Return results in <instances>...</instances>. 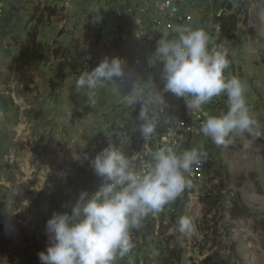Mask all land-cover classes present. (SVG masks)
Here are the masks:
<instances>
[{"label":"rangeland","instance_id":"obj_1","mask_svg":"<svg viewBox=\"0 0 264 264\" xmlns=\"http://www.w3.org/2000/svg\"><path fill=\"white\" fill-rule=\"evenodd\" d=\"M179 1L200 21L209 6L224 8L227 24L216 41L222 38L229 51L225 76L247 82L248 103L264 129V0ZM111 4L0 0V264H41L38 253L49 245L47 220L70 212L82 190L92 194L97 175L83 157L107 146L111 123L125 115L120 94H126L127 82L114 78L117 89L112 82L98 86L91 107L86 90L75 89L80 73L63 70L60 56L75 39L97 40L103 58L119 57L125 72L127 48L115 36ZM47 6L57 10L50 19ZM38 22L44 23L35 47L40 57L30 58L27 33ZM90 58H84L87 71L94 69ZM249 139L232 136L226 146L207 140L209 150H220L216 179L180 204L167 223L133 230L135 248L117 264H264V155L253 142L244 148ZM250 172L257 173L258 184L246 179L237 187L236 177ZM185 216L196 225L192 234L178 231Z\"/></svg>","mask_w":264,"mask_h":264},{"label":"clouds","instance_id":"obj_2","mask_svg":"<svg viewBox=\"0 0 264 264\" xmlns=\"http://www.w3.org/2000/svg\"><path fill=\"white\" fill-rule=\"evenodd\" d=\"M173 31L174 38L166 31L161 34L148 59L149 66L161 65L163 88L157 90L149 77L150 92L144 87L148 82L141 80L133 81L126 94L118 92L123 105H140L143 139L156 134L166 107L163 94L168 92L183 98L190 114L202 112L214 98H226L227 110L220 115L204 112L206 118L200 125L202 135L214 145L226 146L230 137L242 136L250 138L244 144L247 149L264 138V129L247 100V82L225 76L231 63L228 49L210 50L203 29L179 25ZM123 64L119 57L104 58L92 71L79 74L75 89L86 90L88 105L95 107L98 86L112 82L116 87L114 78L125 75ZM208 156L203 146L183 151L164 146L149 149L138 167L139 153L128 156L111 144L93 158L85 154L83 159L106 183L92 194L82 190L70 212L54 213L47 220L49 245L38 253L41 264H117L135 248L133 230L138 231L149 215H158L191 188L188 177L193 167L202 165ZM195 229L191 217L179 219L180 233L192 234Z\"/></svg>","mask_w":264,"mask_h":264},{"label":"built area","instance_id":"obj_3","mask_svg":"<svg viewBox=\"0 0 264 264\" xmlns=\"http://www.w3.org/2000/svg\"><path fill=\"white\" fill-rule=\"evenodd\" d=\"M123 0H107L108 12L113 22L117 21L113 29L118 42L124 44L126 50L125 72L123 79L127 82V92L135 80L151 82L157 90L163 88L160 76L161 65L149 66L148 59L155 50L156 43L163 32H168L169 38H174L173 31L176 26H188L194 24V29H203L208 33L209 49H216L215 44L218 34L224 30L225 10L222 6H209L204 16L194 17L189 10L184 8L179 0H135L130 3H122ZM230 14H228L229 16ZM218 48V47H217ZM144 85L145 91L150 92L152 83ZM126 92V93H127ZM166 107L160 115V123L156 134L150 140H144L140 132L142 121L138 119L140 105L132 108L126 106L125 115L111 123L109 128L108 144L121 149L125 155L139 153L140 159L136 162L139 167L146 158L149 149L155 150L164 146H176L177 151L190 150L203 146L209 153L208 159L200 166L193 167L189 179L191 188L186 189L173 203L165 206L158 215H149L141 228L150 226L159 227L168 220L173 219L186 199L195 197L207 190L209 184L216 179L214 170L217 169L218 156L206 147L207 138L200 132V125L206 118L204 112L220 115L224 112L226 98H214L211 104L205 105L200 113L190 114L183 98L174 94L164 93ZM106 146V147H107ZM106 181L102 177H96L92 183L94 193Z\"/></svg>","mask_w":264,"mask_h":264},{"label":"trees","instance_id":"obj_4","mask_svg":"<svg viewBox=\"0 0 264 264\" xmlns=\"http://www.w3.org/2000/svg\"><path fill=\"white\" fill-rule=\"evenodd\" d=\"M45 11L47 12V18H51L56 15V8L55 7H50L47 6L45 8ZM230 18H233V15H229ZM39 21V20H38ZM43 22H38L36 23L31 31L27 33V42L29 44V57L30 58H39L40 55L36 51V41H37V32L39 31V27L43 25ZM227 24V20H226ZM236 23L231 24L230 29L233 30L235 27ZM61 31L57 32V35L60 34ZM97 40L94 41H87V38H84L82 40L75 39L73 42V45L68 48V51L66 54H63V56H60L63 60L61 61V68L63 70H68L71 72V74H77L81 73L83 71L87 70V66L85 64L84 58L88 55H91L90 58V65L92 68H95L98 66V64L104 59L101 52L97 49ZM87 44L85 47H81L83 45ZM217 47L220 48H225L226 45L222 42V38H219L216 42ZM55 53H59L58 48H56ZM254 145L257 147L258 152L260 154L264 155V138L258 139L253 141ZM217 155L218 158L220 154V150H217ZM237 178V187H241V184L244 180L250 179L252 180L255 184H258L257 181V173L256 172H250L247 175H239L236 177ZM239 191H236L235 196L236 199L240 198ZM235 199V198H234ZM233 208L237 210V212L242 215L245 213L244 209L240 208V206L237 204L236 200H233L232 202Z\"/></svg>","mask_w":264,"mask_h":264}]
</instances>
